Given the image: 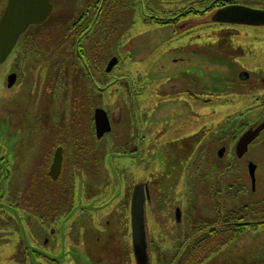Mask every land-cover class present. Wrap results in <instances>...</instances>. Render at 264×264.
I'll return each mask as SVG.
<instances>
[{"label": "rangeland", "instance_id": "rangeland-1", "mask_svg": "<svg viewBox=\"0 0 264 264\" xmlns=\"http://www.w3.org/2000/svg\"><path fill=\"white\" fill-rule=\"evenodd\" d=\"M261 1L247 0L248 3H261ZM66 10H60L58 13L55 11L47 22L30 29L34 33H44L45 36H37L43 41H36L35 46V43L32 44L31 41L34 35L31 36L29 33L27 37L24 36L18 41L8 59L0 63V142H14L9 149L0 144V155L4 151L6 156L17 160V176L13 181L18 182L19 186L26 184L25 182H28L29 176L34 171L36 174V166L41 154L36 152V144L43 140L42 127H54L53 118L57 114V107L51 106L48 100L54 99L58 87H53L52 91L50 88L45 90V86L49 87V80L53 73L61 69V67L54 69V66L62 64L60 77L71 80L73 84L66 86L68 96L63 103L58 101L59 118H61V109L64 108L63 114L69 111L73 116L72 123L76 120L79 127L85 126V115L75 114V110H79L80 107L77 105L69 107V103L82 97L92 103L97 101L96 97L89 95V87L82 86V81L88 77L81 73L82 66L74 55V51L70 53V44L74 39L61 36L66 33V25L59 21H62L61 15H66ZM236 31L237 33L233 35L217 33L216 36H212L207 33L202 35L203 38H199L200 43L195 45L190 43L192 39L188 37L179 39L178 42L167 38L169 34L179 35L178 31L171 26L162 28L154 24H145L139 17H135L127 31L131 38L114 40L112 46H109L110 51L116 53L115 56L118 55L122 61L125 60L124 65L115 68L112 74L121 78L114 84H127V88L135 96L134 100L144 112L143 119L137 116L135 120L139 132L136 136L138 149L131 156L120 159L119 172L122 176L119 180L122 185L112 190L120 195V202L125 191L128 190L129 184H126L128 181L149 180L152 193L159 200L160 213L166 224L160 233V239L157 240L160 246H168L170 243L169 229L172 228L170 216L172 218L175 208L180 207L182 211L185 208L190 211L196 209L191 215L184 213L190 222L214 218L215 211L211 207L216 202H206L201 195H198L200 192L205 195V193L217 191L215 185L217 183L212 176H209V165L201 167L197 174L204 176L198 178L195 184L192 178H188L185 168H188L187 165L192 160L206 164L214 162L219 140L212 138V135L219 131L216 127L222 123L225 124L228 119L225 115L227 116L230 108L229 103L225 101L235 99V95L229 94V98L227 93L236 90L226 89L228 85L237 86L235 76L240 70L246 69L250 73L247 87L249 85L255 87L264 76L262 72L264 58L256 57L252 60L251 56H247L249 52H260L264 55V25L239 26ZM198 33L204 34V31L193 32L195 35ZM94 37H97V27L89 32L88 38L81 40L82 52L89 44L91 46L96 44L97 39ZM195 46L196 49H194ZM34 47L41 48H36L34 53L32 50ZM87 62L92 64L90 58ZM11 73H15L17 78L8 86L7 76ZM117 86L121 85H113L111 89L120 91L121 89ZM174 87L179 91H173ZM98 99L99 104L110 109L111 113H117L120 110L121 121L132 122V111L129 105L125 104L126 95H114L112 100L107 96ZM258 102L252 105V112L239 117V123L243 120L246 124H250L258 120L257 116L256 119L252 117L253 112L261 107ZM150 113L152 115L149 118L147 114ZM158 114H163V118L157 119ZM126 122L121 125L115 135L114 143L106 138L99 142L103 144V148L113 149V144H123L124 140H128V137L133 135L134 128ZM148 125H151V132L143 131V128ZM168 129L171 132H168ZM260 132L262 134L257 137L258 139L247 150L245 156L236 158L233 155L232 159L226 156L229 166L227 179L232 184L234 195L235 193L239 195L232 200V206H241L242 201L255 204L254 200H264V129ZM38 133H41L39 138ZM230 133L231 131L223 132L222 137L227 140L226 135ZM150 135L152 137H149ZM157 135H159L158 138ZM169 143H184V148L186 149L189 145V150H184L182 145L176 146L180 153L183 151L178 157L177 154L170 153ZM190 150L193 151L188 155ZM182 155L185 162L181 159ZM250 165L255 168L254 184L251 182V185ZM176 168L177 173L174 176H168L172 175ZM104 173L110 174L108 169ZM150 173L157 175L151 177ZM191 174L193 172H190ZM166 180L173 182H163ZM76 187L75 206L66 219L74 225V233L78 240H81L85 230L91 232V228L100 227V219L107 210L91 211L84 204L87 200L83 194L84 183L80 175L76 178ZM191 189L195 190V196L199 199V202H195V207L187 195L191 193ZM34 203L36 204V200ZM260 206L263 208L264 203ZM113 213L119 216V209H115ZM75 216H81V221L79 222V218L73 220ZM252 216L244 221L245 223L249 221L250 228L236 235L232 242L218 243L219 239L232 237V232L207 239L200 247L199 257H195L199 259V263L195 264H264V214ZM116 217L112 214L109 218V232L114 245L110 255L103 259V264H128L126 244L129 243L127 233L129 225H126L124 221L119 225L118 217ZM18 218L22 229L20 234H13V228L9 226L4 234L0 231V236L9 234L13 237H23L22 247L17 249L16 238L10 240L5 247H1L2 244H0V264H54L52 261L45 262L43 259L38 261L34 254L37 249L36 241L33 244L32 239H28L31 236L33 238L36 233L35 214L21 211ZM251 218L252 221L248 220ZM222 226V220H218L210 225L197 227L195 230L188 228L185 236L189 239L183 249L185 256L193 257L192 248L195 247L193 242L197 237L210 236ZM217 246L218 249L213 251ZM201 252L206 254L203 259L200 258ZM65 254H68L67 258L57 256L52 260H58L59 264H91L88 256L79 253V249L75 246ZM79 257L84 258V262L80 261ZM116 258L118 261L115 260Z\"/></svg>", "mask_w": 264, "mask_h": 264}, {"label": "flooded vegetation", "instance_id": "flooded-vegetation-1", "mask_svg": "<svg viewBox=\"0 0 264 264\" xmlns=\"http://www.w3.org/2000/svg\"><path fill=\"white\" fill-rule=\"evenodd\" d=\"M8 3L9 0H0V17ZM50 4L52 6L50 17L55 14V11L58 13L60 10L67 9L66 15H61L62 21H59L64 22L66 25V33L61 34V36L74 39L71 42L73 46H70V53L74 51V55L77 56L82 66L80 68L81 73L86 74L88 77V79L82 81V86H88L89 95L96 97L97 101L92 103L82 97L69 103V107H74L75 105L80 107L79 110H75V114L85 115V126L79 127V123L76 120L72 123L73 116L70 115L69 111H65L63 114L64 108L61 109V118H59L58 111L60 107L58 101L63 103L65 97L67 98L68 96L66 86L73 84L71 80L60 77L62 64L54 66V69L60 67L61 69L53 73L49 80V87L45 86V90L50 88V91H52L53 87H58L57 95H55L54 99L50 98L48 100L51 106L56 105L57 114L53 118L55 121L53 122L54 127H42L41 129L44 137L41 143L36 144V152H41L40 161L37 162L36 166V174L34 171V175L31 174L29 176L28 182L19 186L18 182L14 183L13 181L15 176H17V160L6 156L4 151L0 155V231L4 234L7 231L6 228L11 226L13 234H20L22 229L18 222V216L21 211H27L36 216V233L33 238L31 236L28 239H32L31 242L33 244L36 241L37 249L34 254L38 261L43 259L45 262L52 261L54 264H59L58 260L52 259L57 256L67 258L68 254H65V252L75 246L79 249V253L88 256L91 264H103V259L110 255L114 245L112 243L113 238L109 232V218L112 214L116 217L117 214L113 212L115 209H119V216L117 215L118 224L120 225L124 221L126 225H129V231L127 232L129 243L126 244L128 246V264L199 263V259H195V257H199L201 245L207 239L215 237H213L212 233L204 238L197 237L193 242L195 245L192 248L193 257L189 258L183 252L184 246L189 239L186 238L185 233L188 228L195 230L197 227L215 223L218 221L216 216H221L219 221L222 220L223 222L222 217L230 214L235 208V206H232V200L239 195L238 193L234 195L232 184L228 182L227 178L229 176L227 173L229 166L226 156L228 155L232 159L240 137L250 129L255 130L264 120V76L255 87L250 85L247 87L250 73L246 69L240 70L235 76L237 86L228 85L226 89L229 91L236 90L234 91L236 93H227L228 96L229 94L235 95V99L224 100L225 103H229L230 110L227 116L225 115V118L228 119L225 124L218 125L216 129L219 131L214 132L212 135V138L219 140V148L215 152L214 162L206 164L198 160H192L189 161L188 168H185V171L188 172V178H192L195 184V182H198V178L204 176L197 174L201 167L209 165V176H212V179L217 183L215 184L217 191L205 193V195L200 192L198 195H201L206 202H216L211 207L215 211L214 218H204L190 222L184 213L191 215L196 209L190 211V209L185 208L182 211L180 207L179 209L175 208L172 218L170 216L172 223V228L169 229L171 234L170 243L168 246H160L157 240L160 239V233L166 224L160 213L159 200L154 197L149 180L128 181L126 184H129V187L125 191L122 202L120 201L121 203L119 202L120 195L112 190L114 187L122 185L119 180L122 176L119 172L120 159L131 156L138 149L136 136L139 135V132L137 131L135 120L137 116L143 119L144 112L134 100L135 96L127 88V84H114L121 78L112 74L115 68L124 65L125 60L122 61L118 55L115 56L116 53L110 51L109 46L117 40L131 38L128 36L127 31L132 26L135 17H139L145 24H154L162 28L173 27V29L178 31L179 35L169 34L167 38L174 39L176 42L179 39L188 37L192 40L191 42L187 41L196 45L200 43L199 38H203L202 35L207 33L212 34V36H216L217 33H220V35H233L237 33L236 29H239V26L249 27V25L218 21L215 18L217 12L232 6L264 10V0L261 3H248L247 0H51ZM96 27L97 37H94L97 39L96 44L92 46L89 44L87 49L85 50L84 48L82 52L80 48L81 40L88 38L89 32ZM28 29H26V33L24 32L26 35L30 33L34 37L45 36L44 33L39 34L31 31L27 33ZM196 30H203L204 34H193ZM23 34L20 37H23ZM201 41L203 40L201 39ZM194 49H196V46ZM32 50L36 51V49ZM247 56H251L252 60L256 57L264 58L263 53L260 52H249ZM89 58L92 61L91 65L87 62ZM114 59L116 61L108 71L107 67L110 61ZM262 72H264V69H262ZM97 77L100 78L96 79ZM113 85H121L117 86L121 90L113 91L111 89ZM172 90L179 91L176 87ZM114 95L127 96L125 104H128L130 111H132L131 123L129 121L126 122V120L121 121L120 110L117 113H111L110 109L104 108L103 105L99 104L100 100L98 98L107 96L112 100ZM57 98L59 100L56 101ZM256 101H259L258 105L261 104V107L253 112L252 117L256 119L257 116L258 120L250 124H246L243 120L239 123L240 116L243 117L247 115L246 113L253 111L252 105ZM150 115L152 114H147L149 118ZM158 115L157 119L163 118V114ZM124 122L134 128L133 135L130 138L128 137V140H124L123 144H113V149L107 150L108 148H103V144L99 142L106 138L114 143L115 135ZM162 124L168 126L166 123ZM150 126L144 127L143 131L151 132ZM227 131H231V133L226 135L228 138L225 140L222 137V133ZM168 132H171L170 129H168ZM261 134L262 132H259L249 143L248 149L253 146L258 139L257 137ZM159 135H157V138ZM40 136L41 133H38V138ZM149 137L152 136L150 135ZM0 144L9 149L14 145V142L5 143L1 141ZM169 144L170 153L173 152L178 157L183 151L180 153L176 146L182 145L184 150H189V145L185 149L184 143ZM193 150H190L188 155ZM14 151L16 152V150ZM181 159L185 162L184 155H182ZM106 169L109 170L110 174L104 173ZM190 172H193V174L190 175ZM176 173L177 168L172 175L168 176H174ZM78 175H80L84 183L83 194L87 200L84 204L87 205L88 209L91 211L98 210V212L107 210L106 214L100 219V227L91 228V232L85 230L81 240H78L74 233V225L70 224L68 219H66L75 206L76 178ZM149 175L155 177L157 174L152 175L150 173ZM249 179L250 185L251 182L254 184V179L250 177ZM168 181L170 180L163 182ZM177 182L180 181L177 180ZM237 187L239 188L240 186ZM190 191L191 193H187V195L195 207V202H199V199L195 196V190L191 189ZM88 195L91 196L88 197ZM35 200L36 204L34 203ZM259 201L254 200L253 203ZM240 204L241 206L237 207L244 208L249 207L252 203L242 201ZM141 209L144 213L145 226L144 251L139 248L137 250L133 242L132 211L140 212ZM250 210L252 209L250 208ZM256 211L258 214L263 211V208H259ZM78 218L80 222L81 216H75L73 220ZM242 222L236 224H242ZM248 222L246 221V223ZM228 225H232V223L223 222L221 229ZM3 234L0 236L1 247L7 246L13 238H16L17 249L22 247L23 237H13L9 234H5L3 237ZM20 242L21 244L19 245ZM224 242H226V239L218 240V243L222 244ZM79 259L84 262V258L79 257Z\"/></svg>", "mask_w": 264, "mask_h": 264}, {"label": "water", "instance_id": "water-1", "mask_svg": "<svg viewBox=\"0 0 264 264\" xmlns=\"http://www.w3.org/2000/svg\"><path fill=\"white\" fill-rule=\"evenodd\" d=\"M51 0H9L0 17V63L6 61L19 36L30 26L45 21L52 11ZM218 21L233 22L246 25H264V11L250 7L232 6L221 9L215 16ZM111 60L107 70L115 63ZM8 86L16 79L15 74L8 76ZM264 129V121L255 129L249 130L241 136L236 145V154L241 157L247 151L249 143ZM60 162L58 163L59 166ZM254 166L250 165V176L254 179ZM133 242L144 251L145 226L144 213L132 211Z\"/></svg>", "mask_w": 264, "mask_h": 264}, {"label": "trees", "instance_id": "trees-1", "mask_svg": "<svg viewBox=\"0 0 264 264\" xmlns=\"http://www.w3.org/2000/svg\"><path fill=\"white\" fill-rule=\"evenodd\" d=\"M25 36L27 37L28 35L25 34ZM31 41L33 42L32 44H34L36 41H43V39H40V37H34L31 39ZM39 44H41V42ZM35 46H36V43H35ZM70 46H73V43H71ZM36 48L40 49L41 47H36ZM36 48L34 47L32 49H36ZM33 52L36 53V51H33ZM261 203H264V200L260 201L258 203H255V204H250L249 207H244V208L235 207L230 214L222 217L223 222L228 223V224H230L232 222V225H228L225 228H222L220 230H216L214 233H212L213 237H217L219 235H227L228 233L232 232V237L226 238V240H227L226 242H229L232 239H234L236 237V235H238L239 233L246 231L248 228H250L248 224H240L239 225L236 223L245 221L250 216L256 215L257 214L256 210L262 207V206H260ZM250 208L252 210H250ZM262 214H264V211L262 212ZM216 217H217V220L221 219V216H216ZM248 220H250V219H248ZM216 249H218V246L215 247V249L213 251H215ZM205 256H206V254L204 252L203 253L201 252L200 258L203 259Z\"/></svg>", "mask_w": 264, "mask_h": 264}]
</instances>
